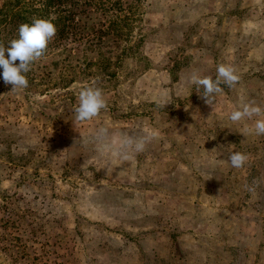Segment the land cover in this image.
<instances>
[{
  "label": "rangeland",
  "instance_id": "374dc122",
  "mask_svg": "<svg viewBox=\"0 0 264 264\" xmlns=\"http://www.w3.org/2000/svg\"><path fill=\"white\" fill-rule=\"evenodd\" d=\"M136 6L107 71L67 73L69 89L52 82L45 95L0 78V264H264V135L259 117L229 119L264 108V0ZM220 64L240 81L208 105L190 77L215 79ZM90 85L108 107L77 129ZM132 134L151 139L125 160L119 141ZM234 151L249 156L242 168Z\"/></svg>",
  "mask_w": 264,
  "mask_h": 264
},
{
  "label": "trees",
  "instance_id": "16d2710c",
  "mask_svg": "<svg viewBox=\"0 0 264 264\" xmlns=\"http://www.w3.org/2000/svg\"><path fill=\"white\" fill-rule=\"evenodd\" d=\"M137 2L138 0H0V43L7 48L12 39L18 38L19 26L32 23L33 17L48 18L55 15L57 33L49 42L46 54L26 74L29 81L27 88L33 90L45 85L47 89L41 92V95H45L51 92L49 87L54 82L53 86H60L61 91L66 92L69 85L75 82V76L71 77L67 73L81 69L85 71V76H89L87 71L95 66L104 71L112 66L108 47H111L110 44H128L125 41H129ZM124 48L128 50L127 45ZM15 63L19 65L20 61ZM53 65L60 70L58 80L54 77ZM2 72L3 69L0 68V78H3Z\"/></svg>",
  "mask_w": 264,
  "mask_h": 264
},
{
  "label": "clouds",
  "instance_id": "9594fccd",
  "mask_svg": "<svg viewBox=\"0 0 264 264\" xmlns=\"http://www.w3.org/2000/svg\"><path fill=\"white\" fill-rule=\"evenodd\" d=\"M55 20V15H51L48 18L33 17L32 23H24L19 26L18 38L12 39L7 48L0 43L2 77L6 84L13 86L11 92L28 87L29 81L26 74L31 71L33 64L46 54L49 42L57 33ZM17 60L20 61L19 65L15 63ZM239 81L240 76L236 68L228 64H220L217 67L215 79L212 77L201 78L195 73L190 77V82L196 85L197 93L200 94V89H203V94L200 95L208 105H214V94L223 92L222 84L233 88ZM77 99L78 105L73 108L75 114L73 122L77 129L80 124L97 117L102 110H106L108 107L103 90L98 86L90 85L83 88L79 92ZM254 116L259 117L254 125L255 134L258 136L264 135V108L257 105L254 101L244 104L241 110L233 111L229 119L235 123ZM111 138L112 134L106 127L99 128L94 137L100 146L106 145ZM150 139L151 137L144 135L132 134L126 136L119 141V155L122 159L127 160L130 152L140 153L144 151ZM115 142L113 139V143ZM229 160L233 168L239 169L247 163L249 156L246 153L234 151L230 154ZM100 183L103 184V180ZM256 183L254 180L253 185H256ZM248 190L250 192L254 191V187H249Z\"/></svg>",
  "mask_w": 264,
  "mask_h": 264
}]
</instances>
